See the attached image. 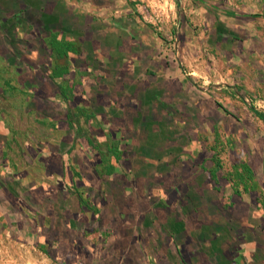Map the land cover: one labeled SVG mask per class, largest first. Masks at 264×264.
Listing matches in <instances>:
<instances>
[{
  "label": "rangeland",
  "instance_id": "rangeland-1",
  "mask_svg": "<svg viewBox=\"0 0 264 264\" xmlns=\"http://www.w3.org/2000/svg\"><path fill=\"white\" fill-rule=\"evenodd\" d=\"M69 1L0 0V264H264V0Z\"/></svg>",
  "mask_w": 264,
  "mask_h": 264
},
{
  "label": "trees",
  "instance_id": "trees-1",
  "mask_svg": "<svg viewBox=\"0 0 264 264\" xmlns=\"http://www.w3.org/2000/svg\"><path fill=\"white\" fill-rule=\"evenodd\" d=\"M41 14L40 17L43 22V26L46 29L52 30V31H62L67 32L70 29L71 26V14H68L67 12L52 10L51 8H40ZM245 18V17H244ZM215 33L220 39H225L227 41H242L244 38L241 35H237L235 33L230 32L227 30L224 25L220 22L216 23L215 25ZM60 49L59 44H56L55 48ZM251 112L260 117V115L253 110V108L250 107ZM261 118V117H260Z\"/></svg>",
  "mask_w": 264,
  "mask_h": 264
},
{
  "label": "crops",
  "instance_id": "crops-1",
  "mask_svg": "<svg viewBox=\"0 0 264 264\" xmlns=\"http://www.w3.org/2000/svg\"><path fill=\"white\" fill-rule=\"evenodd\" d=\"M64 1H65V3H66L68 6L72 5L71 2H70L69 0H64ZM41 22H42V21H41ZM42 25H43V22H42ZM213 256H214V255H213ZM213 256H210V257H213ZM167 259H168V258H167ZM216 262H217V261H216ZM219 263L221 264V261H220V260H218L217 264H219ZM200 264H207V263L204 262V263H200Z\"/></svg>",
  "mask_w": 264,
  "mask_h": 264
}]
</instances>
